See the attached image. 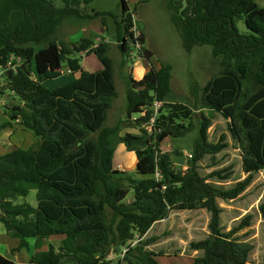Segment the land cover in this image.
I'll list each match as a JSON object with an SVG mask.
<instances>
[{
  "label": "trees",
  "instance_id": "1",
  "mask_svg": "<svg viewBox=\"0 0 264 264\" xmlns=\"http://www.w3.org/2000/svg\"><path fill=\"white\" fill-rule=\"evenodd\" d=\"M96 0H0V65L15 55L22 63L2 76L15 101L9 105L8 121L0 131L16 123L32 133L35 141L25 149L13 148L0 154V223L17 241L13 249L34 252L30 264H112L104 261L110 249L117 251L133 238L146 235L153 224L170 211L205 209L209 218L207 235L191 241L188 249L199 252L191 264H248L252 245L240 241L241 227L223 231L220 226L222 201L237 199L250 185L253 174L264 171V7L255 0H167L166 9L185 53L208 46L218 61L219 71L201 88L200 119L193 123L194 106L169 102L171 66L159 67L133 80L126 75L125 119L105 126L117 96L110 43L86 41L69 47L54 35L67 22L111 16L115 41L125 59L139 43L140 56L153 54L145 48L144 35L134 36L132 11L119 0L120 14L89 9ZM58 2L60 5H57ZM246 32H239L236 21ZM93 55L100 68L89 72L80 65L79 53ZM37 80L31 77V63ZM66 64L77 77L49 89L45 81L62 75ZM14 64V63H12ZM154 102H159L154 121ZM203 109L219 113L241 155L245 177L229 189H219L208 178H229L227 169L200 176L198 162L209 155L212 162L226 148L224 136L207 139L210 117ZM132 119L138 134L125 133L118 143L135 149V173L139 178L113 168L114 136ZM195 130L187 169L175 171L170 155L157 144L166 138H181ZM36 192L37 207L14 204L15 197ZM129 193L131 200L127 201ZM264 218V202L258 205ZM64 236L58 247L49 237ZM153 239H142L126 251L125 264H158L148 249ZM43 245L46 250H40ZM66 259H72L71 263ZM0 264H16L0 254ZM120 264V262L116 263Z\"/></svg>",
  "mask_w": 264,
  "mask_h": 264
},
{
  "label": "rangeland",
  "instance_id": "2",
  "mask_svg": "<svg viewBox=\"0 0 264 264\" xmlns=\"http://www.w3.org/2000/svg\"><path fill=\"white\" fill-rule=\"evenodd\" d=\"M132 10L133 32L138 38L144 35L145 48L153 56L146 60L140 56L138 47L130 42L131 50L124 59L117 48L115 41V25L111 16H97L92 19H84L80 22H67L56 31L54 37L62 40L69 47H77L86 41L99 43L106 41L110 43L109 55L113 60L114 80L116 84L117 96L111 104L105 126H115L120 120L125 119L126 106V75L130 74L133 80H139L143 75L154 71L159 67L158 62L168 63L171 66V92L167 96V101L194 106L193 123L197 125L200 119L199 96L201 88L205 82L219 71L218 61L213 59L208 46L195 47L190 54L184 52L179 35L170 20V15L166 9L167 0H125ZM264 7V0H255ZM57 5H60L56 2ZM99 11H106L114 16H119V0H96L85 8L89 12L90 8ZM236 27L239 32H246L243 21L237 20ZM82 56L80 65L84 70L92 72L100 67V64L93 55L79 53ZM66 64H62V69ZM31 77L37 80L34 63H31ZM77 74H67L64 72L60 77L44 82L49 88H55L74 80ZM15 99L5 88V79L0 75V123L8 121L9 105ZM205 116L210 117V126L207 129V139L216 142L220 135L224 136L226 148L215 155L214 161L209 155L203 157L198 162L197 172L200 176H207L209 173L227 169L229 178L220 180L216 177L208 178L207 182L212 186L225 190L233 187L246 175L241 168V155L235 141L231 138L227 123L219 113L202 110ZM133 118L123 122L124 129L119 130L114 136L115 149L113 154V168L118 172H124L133 178H139L135 173V157L122 143H118L119 136L125 133L138 134L139 128L132 122ZM142 129L149 131L142 126ZM196 136L193 130L181 138H166L157 144L158 149L171 156L175 171L184 172L187 169V159L191 152L192 141ZM35 141L32 133L22 126L14 123L12 127L0 131V154L13 148H28ZM143 141L137 144V148H142ZM36 192L30 190L26 197L17 196L13 200L14 204L27 203L36 208ZM129 193L127 201L131 200ZM264 202V171L253 174V179L246 190L235 200L222 201L217 199V204L222 209L220 215V226L223 231L232 228L238 229L235 236L243 242L252 245V250L248 256V264H264V218L258 211V205ZM209 214L205 209L170 211L167 217L152 227L150 233L144 239H153L148 249L154 251H181L188 256H198L200 253L188 249L191 241H199L207 235V220ZM55 237V236H53ZM52 239V240H51ZM160 240V241H158ZM46 243L58 247L57 238L49 237ZM158 243L157 246H152ZM8 246H13L11 253H14V246L17 241L8 236L0 223V253L6 252ZM30 250V249H29ZM111 250V249H110ZM112 255H114L112 253ZM160 260V259H159Z\"/></svg>",
  "mask_w": 264,
  "mask_h": 264
},
{
  "label": "crops",
  "instance_id": "3",
  "mask_svg": "<svg viewBox=\"0 0 264 264\" xmlns=\"http://www.w3.org/2000/svg\"><path fill=\"white\" fill-rule=\"evenodd\" d=\"M99 68H97V69H99ZM157 69H158V67L155 68L154 70H157ZM167 96H166V100H167ZM194 138H195V135H194ZM136 146H137V144L135 146H133V150H129V152L131 154H134V150L135 149H143L144 144H143L142 148H137ZM134 157H135V155H134ZM187 211H189V210H187ZM157 223H155V224H157ZM155 224H153L152 227ZM152 227L148 230V232L146 234L150 233V231L152 230ZM52 238H57V241L60 244V241L64 238V236H55V237H52ZM158 241H160V240H158ZM28 244H29V249H30L29 251H26L24 248H22V249H20L18 251H14L13 250L14 253H11V251H12L11 247H13V246H8L7 249H6V252H4L2 254L0 253V254L2 256L6 257L7 259H10V260L14 261L16 264H30L29 263V259L31 257V253L34 252L33 240L29 239L28 240ZM157 245H158V243H156V244H154L152 246H157ZM14 247H16V246H14ZM46 249H47V246L43 245L40 250L44 251ZM149 250H151V251H153L155 253H162L161 255H158V256L154 257V259L156 260V262L158 264H191L193 259L196 257V256H194V257L193 256H188L184 252H181L179 250L178 251H172V252H168L169 250H166V251H154L153 249H149ZM109 252H111V250H109L108 253ZM193 254L194 255L196 254L195 251L193 252ZM66 262L71 263L72 259H66ZM120 264H125V263L121 262Z\"/></svg>",
  "mask_w": 264,
  "mask_h": 264
},
{
  "label": "built area",
  "instance_id": "4",
  "mask_svg": "<svg viewBox=\"0 0 264 264\" xmlns=\"http://www.w3.org/2000/svg\"><path fill=\"white\" fill-rule=\"evenodd\" d=\"M134 36H135V34H134ZM134 46L139 48L140 44L136 43ZM12 63H14V64H12ZM21 63H22V59L20 57L15 56V55H11L6 60V63L4 66L0 65V75L3 74L8 68L15 70V68L18 67ZM64 72L67 74L71 73V71L68 68H65L64 70H62V74H64ZM159 106H160L159 102H154L153 117L150 119L149 124L147 125V126H149V129H150V127L154 121V117L156 116V109ZM147 126H145V127L147 128ZM188 157H190V155ZM144 237H145V235L140 237L139 235L134 234L133 238L130 239L129 241H127L124 245H122L117 251H114L111 249V252L106 254L104 261H108V262L112 261V264H116L118 262L121 263L126 251H128L129 249L134 247L138 243V241L144 239ZM112 253L114 255H112Z\"/></svg>",
  "mask_w": 264,
  "mask_h": 264
}]
</instances>
